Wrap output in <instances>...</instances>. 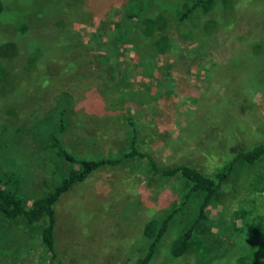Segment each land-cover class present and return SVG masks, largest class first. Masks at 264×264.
<instances>
[{"label": "rangeland", "instance_id": "1", "mask_svg": "<svg viewBox=\"0 0 264 264\" xmlns=\"http://www.w3.org/2000/svg\"><path fill=\"white\" fill-rule=\"evenodd\" d=\"M35 1L20 35L16 23L0 21V168L24 205H35L66 172L46 145L50 135L77 157H113L128 146L126 115L137 128V149L157 169L186 164L211 175L237 150L264 144V0H205L182 21L176 17L193 0H150L143 21L157 23L160 15L166 28L164 52L153 59L142 52V23L122 25L117 37L101 34L147 0ZM67 32L79 37L73 47ZM92 34L104 45L94 49ZM211 38L213 46L200 47ZM191 48L210 53L189 70L176 57ZM141 54L143 61L136 59ZM158 71L172 83L192 75L191 91H162ZM263 183L264 156L238 165L220 185L205 209L217 246L202 241L200 225L188 245L180 241L193 213L190 199L150 264H236L241 256L264 264ZM184 191L181 179L160 177L146 158L98 168L53 206L55 264H134ZM222 226L223 233L216 230ZM39 231V223L0 217V264H44Z\"/></svg>", "mask_w": 264, "mask_h": 264}, {"label": "trees", "instance_id": "2", "mask_svg": "<svg viewBox=\"0 0 264 264\" xmlns=\"http://www.w3.org/2000/svg\"><path fill=\"white\" fill-rule=\"evenodd\" d=\"M101 3L102 2L98 4ZM146 3L147 4H140L136 7L134 6L131 11H128L124 16L125 19L122 20L121 25L120 23L111 19L110 22L112 23V27L111 29H109V33H107V31L105 33L101 32V34H107V37L109 38L115 34V37H117L120 32L124 31L122 25L126 26L128 24H132L133 26H136V23H142L143 27L141 28L140 37L141 39L145 40L141 43L142 47L144 48L142 52L148 53L145 57L153 59L156 56H160L164 52L163 42L164 38H166V34L165 32H163V30L166 28L165 25L163 26L162 24L160 15H157L156 20L159 26L152 20L147 21L146 19L145 21H143V13L145 11V8L151 3V1L147 0ZM35 5V0H0V21L5 22L9 25L16 23V27L18 29L17 31L20 35L21 33L25 32V30H27V27H29L25 26V24L30 25L29 21H27V15L31 11L36 12ZM204 6L205 0H193L189 4V6H187L178 14L176 19L178 21H182L196 9H201V7ZM44 30L46 29L44 28ZM92 36L94 39L92 42H98V45L91 44L94 49L104 45L102 41L99 42L100 39L95 40V37H98V34H92ZM69 37H71L69 44H71V47H73L75 44L74 37H77L78 39L79 37L75 32H67V35L63 36L64 39H68ZM211 41L212 38L207 42H200V47L207 48L213 46L214 43H211ZM252 45L258 44L252 43ZM74 48L75 50L77 49L78 53L80 46H78L77 44ZM205 50L206 49H203L200 52L199 50L192 48L189 50L183 49L182 51H184V54H177L178 56L176 57V59L179 58L180 63L186 64L185 66H187V68L190 70L191 64L193 62L201 65L205 64L202 61L201 55L210 53V51L204 52ZM47 52L50 53V50H48ZM138 58L143 61L142 54L141 56H136V59ZM144 70L149 76L151 75V68H146ZM159 74L160 71L157 72V77L159 79L157 78L155 86L159 85V88L162 89V91H165L166 89L171 93H179L180 91H185L188 93L189 91H191V87L193 86V84H191L192 75H190L186 79V81L177 79V81L175 80L172 83V79H169L168 76L169 73L165 78H161ZM156 92V95L163 94L159 91ZM255 92L256 91H254V93ZM123 94L126 93L123 92ZM65 112V109H62V111L59 112L58 129L60 131L63 130V115L65 114ZM124 118L126 120V124L128 125V146L126 147V149L113 157L106 156L89 159L77 157L63 146L56 135H50L46 145L49 149L57 152V154L65 161V163L67 164V169L65 174H63L59 178V181L54 184L52 190L46 193L45 196L41 197L42 199L36 202L33 206H26L23 204V197L18 191L15 180L8 177L7 173H5L3 169L0 168V217L8 221L21 219L25 225L29 226L38 223L40 224L39 241L42 247L43 258L45 260L44 264H55V215L53 208L55 202L58 200L60 195L66 192L71 186L83 181L91 172L97 170L102 166L113 167L121 164L127 159L146 158L149 168L157 173L160 177H177L181 179L185 184V191L183 192L180 201L178 202V204L172 206L171 209L169 208L165 213L161 214V217L159 221L156 222L153 233L149 237V240L144 247L142 254L134 263L150 264L154 257L155 251L162 240L163 235L165 234L167 229L170 228L176 217L180 214L182 208L186 204H189L191 202L189 200L192 198L195 199L193 213H191V218L180 233V241L188 245L193 234L197 230V226L200 225L204 228L203 231L206 235V237L202 241H207L217 246L219 242L217 238H214V234L216 235L217 232L211 230L212 223L207 221V216L205 214L207 204L210 200H212L220 185L228 178L229 175H232L238 165L242 163H244L245 165H253L264 156V144L255 143L249 148L237 150L229 159L220 164L211 175H204L195 168L186 164L157 169L151 158L136 147L137 128L134 125V121L131 115H126ZM10 175L12 176L13 174L11 173ZM258 188L259 189L257 191L261 192L262 190H264V183L261 186H258ZM217 229H220L223 233V226L218 228L216 227V230ZM262 234L264 235V232H262ZM249 253L251 252H247L245 255ZM243 257L244 256H241L240 258L237 257V259H235L236 264H259V262H257L255 259H253L252 261H245L243 260Z\"/></svg>", "mask_w": 264, "mask_h": 264}]
</instances>
